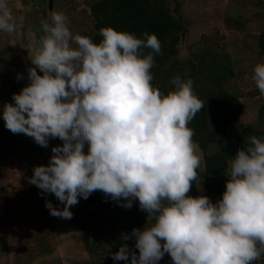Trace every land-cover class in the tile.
Instances as JSON below:
<instances>
[{"label":"clouds","instance_id":"9594fccd","mask_svg":"<svg viewBox=\"0 0 264 264\" xmlns=\"http://www.w3.org/2000/svg\"><path fill=\"white\" fill-rule=\"evenodd\" d=\"M44 35L28 72L30 83L14 103L3 106L5 127L32 137L41 147L49 138L47 166L33 168L28 182L52 193L64 207H45L55 217L71 219L78 197L101 191L130 209L133 201L155 216L150 228H133L114 261L158 264L165 253L174 264H252L264 254V142L248 137L249 146L231 161L226 190L213 203L189 196L200 166L189 122L204 107L193 94V81L179 75L174 91L164 95L152 85L153 53H161L156 35L143 39L112 27L100 29L102 41L73 35L68 18L52 12L42 23ZM0 31L16 32L8 0H0ZM143 49H151L147 55ZM43 73L39 75L37 72ZM22 78L18 75V79ZM264 95V65L254 68ZM88 145L87 154L84 152ZM202 190V184L197 185ZM163 242V243H162Z\"/></svg>","mask_w":264,"mask_h":264},{"label":"rangeland","instance_id":"374dc122","mask_svg":"<svg viewBox=\"0 0 264 264\" xmlns=\"http://www.w3.org/2000/svg\"><path fill=\"white\" fill-rule=\"evenodd\" d=\"M90 1L8 0L16 32L0 31V127H5L4 104L14 103L13 94H19L30 83L27 70L44 35L42 23L52 12L63 13L73 35L91 38L94 29ZM168 5L173 12L177 10L186 27L178 45V57L185 58L190 49L198 48L208 37L214 45L227 50L233 60L235 77L227 82L226 88L239 98L242 112L229 126L227 142H230L244 125L256 121L264 102V95L252 79L255 66L264 65V55L255 45V36L264 29V0H168ZM38 74L43 75L39 70ZM18 75L22 78L18 79ZM9 132L7 128L0 129V264H95L113 260L112 254L122 244L139 254L134 238L121 239L122 234H130L133 228L153 226L152 216L140 209L138 199L127 209L103 192L95 191L88 199L78 197V204L69 209L73 213L71 219L52 216L45 207L46 201L61 209L64 205L54 194L43 193L30 184L28 178L33 168L43 165V158H51L52 148L62 146L63 141L57 138L41 147L32 137ZM196 146L200 166L194 197L206 196L204 159ZM223 150L224 144L208 145L209 152ZM87 151L85 144V154ZM200 183L202 190L197 188ZM138 211L145 214L143 226L142 220H135ZM83 223L86 229L81 230ZM85 238L99 242L96 252H88ZM42 245H46L48 252ZM115 262L126 264L123 260ZM158 264L174 262L165 253ZM252 264H264V257Z\"/></svg>","mask_w":264,"mask_h":264},{"label":"trees","instance_id":"16d2710c","mask_svg":"<svg viewBox=\"0 0 264 264\" xmlns=\"http://www.w3.org/2000/svg\"><path fill=\"white\" fill-rule=\"evenodd\" d=\"M89 6L94 29L91 39L94 43L99 44L102 41L100 29L104 27L128 32L141 39L145 32L156 35L162 54L153 53L154 64L150 71L154 88L167 95L169 91L175 90L171 81L177 75L182 80L193 81V94L203 102L204 107L189 122L188 127L194 130L193 142L198 145L203 155L206 196L213 203L222 199L229 179V161L234 159L239 149L249 146L248 137L254 135L264 142V102L258 109L256 121L244 125L232 141L227 142L229 126L242 112L241 101L226 88L227 82L235 77L233 60L227 50L214 45L206 37L203 44L190 49L185 58L178 57V45L186 27L182 17L176 14L177 10L173 12L170 9L168 0H91ZM255 45L264 55V29L255 36ZM149 52L152 50L143 49L144 55ZM31 67L34 65L31 64ZM5 128L2 125L0 127ZM209 144H224V150L209 152ZM49 161L50 158H43V165L47 166ZM194 184L195 181L188 193L192 197L195 193ZM135 220H142L143 226L146 222L145 214L142 211L136 212ZM151 220L154 225L155 216ZM80 229H86L84 223L80 225ZM99 232L96 229V233ZM84 242L89 253L96 252L99 242H92L88 238ZM42 246L48 252L46 245ZM262 257L264 254L260 258ZM95 264L116 262L99 261Z\"/></svg>","mask_w":264,"mask_h":264},{"label":"water","instance_id":"95a60500","mask_svg":"<svg viewBox=\"0 0 264 264\" xmlns=\"http://www.w3.org/2000/svg\"><path fill=\"white\" fill-rule=\"evenodd\" d=\"M51 15V14H50ZM50 15H49V17H50ZM57 138H49V141H54V140H56Z\"/></svg>","mask_w":264,"mask_h":264},{"label":"flooded vegetation","instance_id":"af4514ba","mask_svg":"<svg viewBox=\"0 0 264 264\" xmlns=\"http://www.w3.org/2000/svg\"><path fill=\"white\" fill-rule=\"evenodd\" d=\"M50 15V14H49ZM49 15H48V18H49Z\"/></svg>","mask_w":264,"mask_h":264}]
</instances>
